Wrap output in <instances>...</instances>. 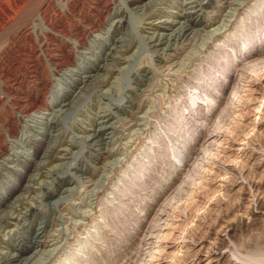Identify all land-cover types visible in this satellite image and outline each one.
I'll list each match as a JSON object with an SVG mask.
<instances>
[{
    "label": "rangeland",
    "instance_id": "374dc122",
    "mask_svg": "<svg viewBox=\"0 0 264 264\" xmlns=\"http://www.w3.org/2000/svg\"><path fill=\"white\" fill-rule=\"evenodd\" d=\"M154 1H145L153 9L140 10L119 0H0V147L10 146L11 155L0 149V187L27 157L33 139L42 138L41 131L57 135L46 137L53 142L51 151L39 158L45 166L25 197L27 207L5 209L17 218L0 229V264H15L16 257L23 264H264V37H257L264 15L253 24L249 20L262 0H236L235 7L223 9L210 27L213 33L183 51L180 66H171L166 51L151 44L152 19L168 20L175 29L184 22L177 16L186 12L200 22L194 23L196 30L208 18L207 0ZM122 14L126 18L115 26ZM248 38L253 48L263 43L242 57L240 44ZM116 44L125 48L122 59L104 60ZM94 62L108 66L109 73L100 71L106 75L102 83H81L74 100L69 92L78 89L71 83L84 79L81 73ZM54 90L74 104L51 128L32 120L29 95L39 93L46 106ZM189 100H197L193 111ZM137 103L142 110L136 115H145L132 134L127 121ZM46 116L42 123L53 119ZM94 129L102 131L96 141L86 138ZM111 146L114 155L105 160ZM104 161L107 171L100 168ZM1 195L2 190L0 201ZM45 237L55 240L52 246L42 245ZM40 249L47 250L39 259Z\"/></svg>",
    "mask_w": 264,
    "mask_h": 264
},
{
    "label": "bare ground",
    "instance_id": "6f19581e",
    "mask_svg": "<svg viewBox=\"0 0 264 264\" xmlns=\"http://www.w3.org/2000/svg\"><path fill=\"white\" fill-rule=\"evenodd\" d=\"M122 4L124 3V4H127V6L129 7V9L131 8V9H140V10H143V9H145V8H147V7H150L151 6V4H149V3H147V4H145V1L146 0H119ZM164 1V0H163ZM191 1V0H190ZM199 1V0H198ZM200 1H202V0H200ZM199 1V2H200ZM204 1V0H203ZM235 1L236 0H207L206 1V7H207V10H206V14H207V19L205 20V22H201L202 24L199 26V28L198 29H192L193 28V25H194V23H199L200 24V22H197V20L196 19H193V21H191V14H188V13H186V12H181L177 17H181L183 20H184V22H181V20H179L178 21V23H182L181 24V26H179V24H178V26H179V28L177 27V28H173V26L171 25V24H169L168 22H170V21H168V20H160V21H154V23H153V19H152V23H151V25L152 26H150L149 27V32H150V30H153V32H152V35L150 34V37H148L149 39H150V42H151V44L154 46V47H159V49L160 50H163V51H166V52H164V60L167 62V61H169L171 64V66H180L181 64H182V62H184L183 61V59H185V58H181V54L183 53V51H185L186 50V48H187V46L188 47H190L191 45H193V44H195L193 41H195L196 42V40L197 39H200V37H203L205 34H208V33H210V34H212L213 33V30H211V26L214 24V20L215 19H217L218 17H219V13L223 10V9H232L233 8V6L235 5ZM42 2V1H41ZM118 2V1H117ZM156 2V0L154 1V3ZM161 2V1H160ZM197 2V1H196ZM239 2V1H238ZM115 3V2H114ZM119 3V2H118ZM157 3V2H156ZM174 3V2H173ZM149 4V5H148ZM105 5H106V3H105ZM115 5V4H114ZM121 5V4H120ZM120 5H119V7H120ZM237 5V4H236ZM104 6V5H103ZM111 6V5H110ZM123 6V5H122ZM158 6V5H157ZM186 6V5H185ZM197 6V5H196ZM200 6V5H199ZM152 7V6H151ZM235 7V6H234ZM104 8H106V7H104ZM111 8V7H110ZM114 8V7H113ZM123 8H124V6H123ZM159 8V7H158ZM157 8V9H158ZM164 8V7H163ZM107 9V8H106ZM152 9H153V7H152ZM151 9V10H152ZM203 9H206V8H203ZM202 9V10H203ZM33 10V9H32ZM110 10H112V9H110ZM115 10V9H114ZM146 10V9H145ZM148 10V9H147ZM161 10V9H160ZM35 11H36V9H35ZM101 11V10H100ZM103 11V10H102ZM102 11H101V13H102ZM104 11H105V9H104ZM103 11V12H104ZM118 11V10H117ZM127 11V10H126ZM126 11H125V13H126ZM133 12H134V10H132ZM139 11V10H138ZM150 11V10H149ZM148 11V12H149ZM166 11H167V9H166ZM190 11H191V9H190ZM261 11V12H260ZM33 12H34V10H33ZM109 12H111V11H109ZM192 12V11H191ZM29 13H30V11H29ZM116 13V10L114 11V14ZM128 13V12H127ZM137 13H139V12H137ZM150 13V12H149ZM32 14V13H31ZM40 14V13H39ZM104 14V13H103ZM121 14V13H120ZM130 14V13H129ZM136 14V13H135ZM145 14H147V13H145ZM173 14H176V13H173ZM225 14H226V12H225ZM260 14L262 15H264V2H263V0L261 1V2H259V4L257 5V7L255 8V10L253 11V13H251V15H250V17H249V20L251 19L252 20V22H250V23H252L253 24V22L254 21H258V19H260L259 17H261V18H263L262 16H260ZM34 15V14H33ZM97 15V14H96ZM101 15V14H100ZM99 15V16H100ZM111 15H113V13L111 14ZM124 14H122L121 16H120V19H117L118 21H117V23H116V25L115 26H118V27H120L121 26V23H122V21L124 20V17L126 16V14H125V16H123ZM128 15V14H127ZM142 15V14H141ZM167 15V14H166ZM223 15V14H222ZM108 16V15H107ZM129 16H131V15H128L127 17H129ZM172 16V15H171ZM31 17V16H30ZM29 17V18H30ZM98 17V16H97ZM226 17V16H225ZM126 18V17H125ZM130 18V17H129ZM200 18V17H199ZM224 18V17H223ZM232 18V17H231ZM158 19V18H157ZM162 19H163V17H162ZM165 19V18H164ZM220 19V18H219ZM225 19V18H224ZM264 19V18H263ZM113 20V19H112ZM132 20H133V18H132ZM27 21H28V19H27ZM109 21V20H108ZM116 21V20H115ZM128 21V20H127ZM220 21H222V20H220ZM227 21H228V19H227ZM264 20H262V22H263ZM112 22V21H111ZM114 22V21H113ZM126 22V21H125ZM130 23H131V19H130V21H129ZM174 22V21H173ZM261 22V21H260ZM136 23V22H135ZM146 23V22H145ZM175 23V22H174ZM218 24V23H217ZM249 24V23H248ZM131 24H129V26H130ZM173 25H175V24H173ZM224 25V24H223ZM256 25V24H255ZM110 26V25H109ZM126 26V25H125ZM133 26V25H132ZM136 26V25H135ZM262 26V30H259V29H257V31H262L261 32V35H258L257 37H259L258 38V40H262L263 39V37H264V24L263 25H261ZM99 27V26H98ZM134 27V26H133ZM147 27V26H146ZM226 27V26H225ZM224 26H223V28H225ZM256 27V26H255ZM113 28V27H112ZM143 28V27H142ZM250 28V27H249ZM99 29V28H98ZM146 29V28H145ZM144 29V30H145ZM220 29V28H219ZM261 29V28H260ZM108 30V29H107ZM148 30V29H147ZM168 30H171V32H168ZM191 30V31H190ZM119 31V30H118ZM136 31V30H135ZM106 33V32H105ZM118 33V32H117ZM240 34H241V32H239ZM246 33V32H245ZM244 33V34H245ZM256 33V32H255ZM128 34V33H127ZM218 34V33H217ZM243 34V35H244ZM126 35V34H125ZM239 35V34H238ZM78 36V35H77ZM76 36V37H77ZM97 36V35H96ZM123 36V35H122ZM214 36V35H213ZM254 36V35H253ZM256 36V35H255ZM111 37V36H110ZM116 37V36H115ZM131 37H132V35H131ZM237 37V35L235 36V38ZM250 37V36H249ZM81 38V37H80ZM235 38L233 39V40H235ZM251 38V37H250ZM145 39V38H144ZM237 39V38H236ZM256 39V38H255ZM73 40H75V39H73ZM78 40V39H77ZM80 40V39H79ZM87 40V39H86ZM249 40V38L248 39H246V41H245V43L247 42ZM89 41V40H88ZM96 41V40H95ZM103 41V40H102ZM123 41V37H121V39H119L118 41H117V43L119 42V43H121ZM145 41V40H144ZM174 41V43H177V42H179V46H178V48H175L174 46L172 47V45H171V43L170 42H173ZM236 41V40H235ZM263 42H264V40H262ZM261 41V43L260 44H256L257 46L255 47V48H253L252 46H254V45H248L247 43L246 44H243V45H241L240 44V46H241V56L242 57H247V56H250L252 53H255V52H258L259 50V48H260V45L262 46V42ZM125 42V41H124ZM77 43H79V42H77ZM90 43V42H89ZM109 43V42H108ZM173 43V44H174ZM42 44V43H41ZM72 44V43H71ZM110 44V43H109ZM150 44V43H149ZM85 45V44H84ZM91 45V44H90ZM89 45V46H90ZM129 45V44H128ZM148 45V44H147ZM151 45V46H152ZM196 45V44H195ZM222 45V44H221ZM226 45V44H225ZM71 46V45H70ZM75 46H76V43H75ZM122 46V45H121ZM125 46V45H124ZM227 46V45H226ZM73 47V46H72ZM71 47V48H72ZM87 47V46H86ZM105 49H107V45H105ZM193 46H191V48H192ZM223 47V46H222ZM124 48V47H123ZM122 48V49H123ZM153 48V47H152ZM155 48V49H156ZM190 48V49H191ZM263 48V47H262ZM74 49H75V47H74ZM77 49V48H76ZM100 49H102V48H100ZM122 49H120V47H118V45L116 44V45H114L113 46V48L111 47L109 50H111L110 52L109 51H107V52H109V53H106L104 56H103V59L105 60V59H108V60H111V61H114V63L116 62V60L118 61V59H122V53H123V51H122ZM125 49V48H124ZM261 49V48H260ZM89 50V49H88ZM128 50V49H127ZM239 50V49H238ZM68 51V50H67ZM74 51V50H73ZM76 51V50H75ZM104 51V50H103ZM70 52V51H69ZM81 52V51H80ZM126 52V51H125ZM158 52H159V50H158ZM74 53V52H73ZM96 53V52H95ZM154 53H156V52H154ZM161 53V52H160ZM158 54V53H157ZM185 54V53H184ZM183 54V56H185ZM257 54V53H256ZM259 54V53H258ZM66 55V54H65ZM160 56H161V54H159ZM188 55V54H187ZM220 55V54H219ZM218 55V56H219ZM182 56V57H183ZM224 56V55H223ZM124 57V56H123ZM126 57V56H125ZM158 57V56H157ZM214 57V56H213ZM162 58H163V56H162ZM229 58V57H228ZM60 59V58H59ZM78 59V58H77ZM102 59V56H101V58H97V61L99 62L100 60H103ZM129 59V58H128ZM182 59V60H181ZM218 59V58H217ZM222 59V58H221ZM224 59V58H223ZM65 60V59H64ZM124 60H126V59H124ZM160 60V59H159ZM181 60V61H180ZM219 60V59H218ZM229 60V59H228ZM60 61V60H59ZM63 61V60H62ZM70 61H72V60H70ZM95 61V60H94ZM210 61H212V60H210ZM52 62V61H51ZM98 62H94V63H92L91 65H89V66H87L84 70H83V72L81 73V74H83V73H86V76H84L85 74H83V78L84 79H80V80H75L73 83H71V87H73V88H76L77 87V89H78V92L77 91H74V93H72V91L71 92H69V94L71 95V98L73 97L74 98V100L76 99V98H78L79 97V95H80V93H81V87H80V85H81V83H87V84H89L88 82H90V81H99L100 82V80L102 79V78H105L106 77V75H105V77H102V75L100 74L101 72L100 71H106L107 73H109L108 71L110 70L109 69V67L108 66H106V67H104V66H101V65H99L98 67H97V63ZM261 62V61H260ZM62 63H65V62H62ZM108 63H110L109 61H108ZM112 63V62H111ZM110 63V64H111ZM160 63V62H159ZM60 64V63H59ZM77 64V63H76ZM107 64V63H106ZM109 64V65H110ZM165 64V63H164ZM211 65L210 66H208V70L210 69V68H212V67H214V62H212V63H210ZM249 64H252V62L251 63H249ZM53 65V64H52ZM82 65V64H81ZM115 65V64H114ZM169 65V64H168ZM167 65V66H168ZM246 65V64H245ZM29 66V65H28ZM76 66V65H75ZM163 66V65H162ZM161 66V67H162ZM166 66V67H167ZM247 66V65H246ZM246 66H244V64H243V67H245L246 68ZM20 67V66H19ZM68 67V66H67ZM165 67V68H166ZM170 67V66H169ZM242 67V68H243ZM249 67V66H248ZM55 68V67H54ZM53 68V69H54ZM66 68V67H65ZM69 68V67H68ZM73 68V67H72ZM71 68V69H72ZM75 68V67H74ZM96 68V69H95ZM159 68V67H158ZM157 68V69H158ZM171 68V67H170ZM174 68V67H173ZM172 68V69H173ZM222 68V67H221ZM16 69V68H15ZM27 69V68H26ZM112 69V68H111ZM176 69V68H175ZM175 69H173V71L175 70ZM184 69V68H183ZM206 69V68H205ZM215 69V68H214ZM37 70V69H36ZM77 70V69H76ZM130 70H131V68H130ZM146 70H148V69H146ZM177 70H179V69H177ZM54 71V70H53ZM68 71V70H67ZM168 71V70H167ZM170 71H172V70H170ZM170 71H168V72H170ZM215 71V70H214ZM226 69H224L223 68V70H222V73H223V75L226 73ZM51 72V71H50ZM66 72V71H65ZM73 72V71H72ZM132 72H133V70H132ZM177 72V71H176ZM206 72V71H205ZM67 73V72H66ZM103 73V72H102ZM173 73V72H172ZM51 74H53V73H51ZM80 74V75H81ZM210 74H212V73H210ZM73 75V74H72ZM141 75V74H140ZM142 75H144V74H142ZM147 75V74H146ZM16 76V75H15ZM104 76V75H103ZM201 76V75H200ZM214 76V75H213ZM221 76H222V74H221ZM238 76H240V75H238ZM8 76H6V78H7ZM211 77V76H210ZM9 78V77H8ZM132 78V77H131ZM138 78V77H137ZM141 78V77H140ZM143 78V77H142ZM146 78V77H145ZM197 78V77H196ZM44 79V78H43ZM78 79V78H77ZM202 79H204V78H202ZM219 79V78H218ZM41 80H42V78H41ZM104 80V79H103ZM142 80H144V79H142ZM148 80V79H147ZM150 80V79H149ZM226 80V79H225ZM224 80V81H225ZM243 80V79H242ZM83 81V82H82ZM219 81H221V80H219ZM218 81V82H219ZM42 82V81H41ZM146 82H148V81H146ZM223 82V81H222ZM234 82V81H233ZM40 83V82H39ZM100 83H102V82H100ZM141 83V82H140ZM226 82H223V84H225ZM41 84V83H40ZM94 84V83H93ZM95 84H97L96 86H98V83H95ZM228 84V83H227ZM232 84L233 83H230L229 85H228V87L229 86H232ZM42 85H43V87H45V83H42ZM92 85V84H91ZM142 85L143 86H145L143 83H142ZM211 85H213V84H211ZM220 85V84H219ZM86 86V85H85ZM85 86H84V88H85ZM88 86V85H87ZM86 86V87H87ZM209 86V85H208ZM221 86V85H220ZM147 88L149 87V86H146ZM200 87V86H199ZM41 88H42V86H41ZM83 88V89H84ZM17 89V88H16ZM39 89V88H38ZM79 89H81L80 91H79ZM195 89V88H194ZM20 90V89H19ZM47 90V89H46ZM49 90V89H48ZM138 90V89H137ZM144 90V89H143ZM148 90H150V87H149V89ZM193 90V89H192ZM2 91H3V89H2ZM34 92V91H33ZM85 92V91H84ZM131 92V91H130ZM134 92V91H133ZM145 92V91H144ZM149 92V91H148ZM193 92V91H192ZM212 92V91H211ZM24 93V92H23ZM83 93V92H82ZM140 93V92H139ZM138 93V94H139ZM147 93V92H146ZM213 93V92H212ZM2 94V93H1ZM37 94V95H36ZM35 95L36 96H33L34 95V93H33V95L32 96H30L29 95V104L31 105L30 107H31V109L30 110H32L33 111V118H32V120L35 122V121H37L38 123L37 124H46V125H51V128H53V126L54 127H56L57 126V124H58V122L59 121H61L60 120V118L62 117V116H64V112L62 111L63 109H66V108H69L70 106H72V104H74V101H72L71 100V98H68V95H66V93H62V92H60L59 90H54V91H52V95H51V97H50V99H49V104H47L46 106H45V104H46V101H45V97H42L39 93H36ZM126 94V93H125ZM142 94V93H141ZM195 94V93H194ZM46 94H44V96H45ZM144 95V94H143ZM149 95V94H148ZM5 96V95H4ZM132 96V95H131ZM195 96V95H194ZM141 97V96H140ZM144 97H146V96H144ZM192 97V96H191ZM112 98V97H111ZM131 98V97H130ZM143 98V97H142ZM194 98V97H193ZM79 99V98H78ZM145 99V98H144ZM195 99V98H194ZM130 100V99H129ZM134 100V99H133ZM139 100V99H138ZM146 100V99H145ZM193 100V99H192ZM21 101V100H20ZM26 101V100H25ZM137 102V101H136ZM142 102V101H141ZM194 103L196 104L197 103V100H194L193 102L191 101L190 102V100H189V108L191 109V111H193L194 109H193V107L195 106L194 105ZM11 106H13V105H11ZM142 104H140V103H137V105H135L134 106V111L132 112V114L133 115H131V118H130V120L129 121H127L128 122V125H130V127L128 128V129H130V133H131V131L134 129V130H136V131H139L140 129H135V127L137 126L138 128H139V126L141 125V121H142V119L141 118H143V115H145V114H143L144 113V111H143V115H142V117L140 116L139 117V115H136L137 113H140L141 112V110H142ZM144 106V105H143ZM121 107V106H120ZM196 107V106H195ZM57 108H59V109H57ZM72 108H74V106L72 107ZM130 109H132V108H130ZM129 109V110H130ZM71 110V109H70ZM127 110V109H126ZM128 110V111H129ZM131 111V110H130ZM129 111V112H130ZM212 111V110H211ZM28 112V111H27ZM26 112V113H27ZM147 112V111H146ZM54 113V114H53ZM67 113V112H66ZM98 113V112H97ZM100 113H102V112H100ZM36 114V115H35ZM48 114H50V115H53V119H51L50 120V122H48V121H46L45 123H42V121H40V120H44L47 116L46 115H48ZM104 114V113H103ZM26 115V114H25ZM111 115H113V114H111ZM116 115V114H115ZM21 116V115H20ZM23 116V115H22ZM30 116V115H29ZM98 117V116H97ZM107 117H108V115H107ZM26 118V117H25ZM141 120H140V119ZM184 118V117H183ZM128 119V118H127ZM28 120V119H27ZM100 120V119H99ZM126 120V119H125ZM25 121V120H24ZM98 121V120H97ZM105 121H106V119H105ZM120 121H121V119H120ZM143 121H144V119H143ZM27 122V121H26ZM93 122V121H92ZM15 123V122H14ZM30 123V122H29ZM122 123V122H121ZM23 124V123H22ZM32 124V123H31ZM103 124H105V123H103ZM35 125V124H34ZM97 125V124H96ZM108 125V124H107ZM123 125V124H122ZM143 125V124H142ZM145 125V124H144ZM22 126V125H21ZM112 126V125H111ZM126 126V125H125ZM46 127V126H45ZM48 127V126H47ZM96 127H98V126H96ZM95 127V128H96ZM104 127H106V126H104ZM110 127V126H109ZM113 127H115V126H113ZM123 127V126H122ZM36 128H37V130L38 131H40L41 129H42V127H40V126H36ZM98 128H100V127H98ZM126 128V127H125ZM93 129V128H92ZM91 129V130H92ZM97 129V128H96ZM142 129V128H141ZM11 130H13V129H11ZM99 130H102L101 128L99 129ZM99 130H95L94 129V132H92L91 134H89V135H87V137L86 138H92V140L93 141H96L97 139H99V137L102 135V131H99ZM32 131V130H31ZM51 131V130H50ZM135 131V132H136ZM8 132V131H7ZM6 132V133H7ZM19 132V131H18ZM54 132V131H53ZM133 132V131H132ZM10 133V132H9ZM41 133H42V138H39V139H33V141H32V145H31V147L29 148V152H28V154H27V157H25V158H23L24 160L21 162V163H19V164H17L18 166H17V168H15L13 171H11L10 173H9V175H7L6 176V178L4 179V181L2 182V184H1V187H0V190H2L3 191V196L1 195V197H3V199L0 201V229L2 228V226H3V224H5L7 221H8V218H9V216H8V211H6L5 209L6 208H8V209H10V210H13V209H18V210H20L19 208H21V209H25V207H27V206H24V205H26V201H25V197H26V195L29 193V191H30V189L32 188V186H33V184L37 181L36 179H37V177H38V175H39V173L41 172V170H42V168L45 166V160L43 159V160H40L41 158V155H44L49 149H51V147H52V143L50 144L49 143V141H48V139H50V137L52 136V137H54V136H57L56 135V132L55 133H50V134H48V131L46 132L45 130H43V132L41 131ZM60 133V132H59ZM130 133H129V135H130ZM138 133V135H139V132H137ZM143 133V132H142ZM141 133V134H142ZM35 134V133H34ZM125 134V133H124ZM132 134H134V132L132 133ZM131 134V135H132ZM22 135V134H21ZM24 135V134H23ZM28 135V134H27ZM51 135V136H50ZM60 135V134H59ZM58 135V136H59ZM137 135V134H136ZM210 135V134H209ZM215 135V134H214ZM15 136V135H14ZM126 136V135H125ZM128 136V135H127ZM133 136V135H132ZM40 137V136H39ZM46 137H49L48 139H46ZM123 137V136H122ZM134 137V136H133ZM210 137V136H209ZM28 138V137H27ZM118 138V137H117ZM19 139V138H18ZM25 139V138H24ZM54 139V138H53ZM59 139V138H58ZM130 139V138H129ZM128 139V141H130ZM127 140V139H126ZM27 141V140H26ZM86 141H87V139H86ZM115 141V140H114ZM132 141V140H131ZM3 142V141H2ZM45 142H47V143H45ZM66 142V141H65ZM88 142V141H87ZM105 142V141H104ZM124 142V141H123ZM12 143V142H11ZM21 143V142H20ZM49 143V144H48ZM55 143V142H54ZM58 143V142H57ZM97 143V142H96ZM116 143V142H115ZM118 143V142H117ZM28 144V143H27ZM45 144H48V145H46L45 146ZM90 143H88V145H89ZM93 144V143H92ZM99 144V143H98ZM104 144V143H103ZM133 144V143H132ZM11 145V144H10ZM67 145V144H66ZM70 145V144H69ZM97 145V144H96ZM105 145V144H104ZM14 146V145H13ZM53 146H54V144H53ZM93 146V145H92ZM102 146V145H101ZM108 146V145H107ZM87 147V146H86ZM90 147V146H89ZM67 148V147H66ZM110 148V147H109ZM125 148V147H124ZM130 148V147H129ZM0 149H1V151L4 153V156H7V155H10V146L9 147H4L3 145H1V147H0ZM64 149V148H63ZM94 149V148H93ZM100 149V148H99ZM113 149H114V146H113ZM113 149H112V146H111V150H108L104 155H103V157L105 158V160L106 159H109V158H111L113 155H114V152L115 151H113ZM53 150V149H52ZM69 149H65V151H67V152H70V151H68ZM90 150V149H89ZM116 150V149H115ZM127 150H128V148H127ZM18 151H19V148H18ZM49 151H51V150H49ZM82 151V150H81ZM117 151V150H116ZM121 151V150H120ZM97 152V151H96ZM16 153V152H15ZM19 153V152H18ZM49 153V152H48ZM64 153V152H63ZM80 153V152H79ZM22 154V153H21ZM74 154V153H73ZM93 154V153H92ZM102 154V153H101ZM26 155V154H25ZM46 155H47V153H46ZM64 155V154H63ZM62 155V156H63ZM76 155H77V153H76ZM90 155V154H89ZM88 155V156H89ZM119 155V154H118ZM45 156V155H44ZM57 156V155H56ZM61 156V157H62ZM75 156V155H74ZM95 156V155H94ZM93 156V157H94ZM10 157H11V155H10ZM47 157V156H46ZM66 158H67V155L65 156ZM64 157V158H65ZM98 157V156H97ZM183 157V156H182ZM2 158V157H1ZM8 158V157H7ZM40 158V159H39ZM42 158H44V157H42ZM49 158V157H48ZM48 158H47V160H48ZM53 158V157H52ZM4 159V158H3ZM17 159V158H16ZM39 159V160H38ZM70 159V158H69ZM100 159V158H99ZM112 159V158H111ZM5 160V159H4ZM51 160V159H50ZM67 160V159H66ZM114 160V159H113ZM117 160V159H116ZM77 161V160H76ZM96 161V160H95ZM110 161V160H109ZM118 161V160H117ZM15 162V161H14ZM112 162V161H111ZM5 163V162H4ZM18 163V162H17ZM59 163V162H58ZM71 163V162H70ZM78 163V162H77ZM115 163H117V162H115ZM5 165V164H4ZM53 165H54V163H53ZM56 165V164H55ZM58 165V164H57ZM66 165V164H65ZM80 165V164H79ZM1 166V165H0ZM50 166H52V164L50 165ZM61 166H63V165H61ZM68 166V165H67ZM99 166H101V165H99ZM144 166V165H143ZM15 167H16V164H15ZM58 167V166H57ZM55 168V169H58V168ZM75 167V166H74ZM73 167V168H74ZM109 163L108 162H103V164H102V166L100 167L101 168V170L102 171H107V169H109ZM49 169H50V167H48ZM59 168H60V166H59ZM61 168H63V167H61ZM69 168V167H68ZM83 168V167H82ZM96 168H98V167H96ZM12 169H13V167H12ZM46 169L47 168H45V172H46ZM48 169V170H49ZM52 169V168H51ZM54 169V168H53ZM54 169V170H55ZM64 169H65V166H64ZM75 169H77V168H75ZM3 170V169H2ZM59 170H61V169H59ZM94 170V169H93ZM92 170V171H93ZM98 170V169H97ZM101 170H100V172H101ZM50 171V170H49ZM53 171V170H52ZM81 171V170H80ZM99 171V170H98ZM2 172V171H1ZM51 172V171H50ZM61 172H63V170L61 171ZM68 172V171H67ZM79 172V171H78ZM110 172V171H109ZM109 172H106L107 174L109 173ZM56 172H54V174H55ZM57 173H58V171H57ZM56 173V174H57ZM60 173V172H59ZM42 174H44V173H42ZM46 174V173H45ZM98 174H99V172H98ZM107 174H105V177L107 176ZM49 175V174H48ZM102 175L104 176V172L102 173ZM73 176V175H72ZM139 176V175H138ZM46 177H47V174H46ZM49 177H50V175H49ZM53 176H51V178H52ZM74 177V176H73ZM105 177H104V179H105ZM108 177V176H107ZM106 177V178H107ZM4 178V177H3ZM92 178V177H91ZM90 178V179H91ZM67 179V178H66ZM74 179V178H73ZM97 179V178H96ZM98 179H101V177L99 176V178ZM59 180V179H58ZM72 180V179H71ZM79 180V179H78ZM82 180V179H81ZM87 180H89V179H87ZM139 180V179H138ZM80 181V180H79ZM85 181V180H84ZM96 181V180H95ZM106 181V180H105ZM39 182V181H38ZM42 182V181H41ZM71 182V181H70ZM83 182V181H82ZM94 182V181H93ZM97 182V181H96ZM98 182H99V180H98ZM89 183V182H88ZM90 183H92L91 181H90ZM101 183V182H100ZM51 184V183H50ZM58 184V183H57ZM87 184V183H86ZM86 184H84V186L86 185ZM98 184V183H97ZM96 184V185H97ZM37 185V184H36ZM39 185H40V183H39ZM82 185V184H81ZM93 185V184H92ZM94 185H95V183H94ZM98 185H100V184H98ZM97 185V186H98ZM46 186H47V183H46ZM59 186V185H58ZM62 186V185H61ZM88 186V185H87ZM34 187V186H33ZM39 186H37V188H38ZM86 187V186H85ZM96 187V186H95ZM95 187H93V189L95 188ZM99 187V186H98ZM98 187H96V188H98ZM95 188V189H96ZM40 189V188H39ZM70 188L68 187V190H69ZM99 189V188H98ZM43 190V189H42ZM57 190V189H56ZM62 190V189H61ZM71 191H72V189H70ZM97 190V189H96ZM40 191V190H39ZM63 191V190H62ZM62 191H61V193H62ZM90 191V190H89ZM95 191V190H94ZM37 192V191H36ZM49 192V191H48ZM59 192V191H58ZM53 193H55V191L53 192ZM60 193V194H61ZM95 193V192H94ZM41 194V193H40ZM62 194H64V193H62ZM72 194V193H71ZM74 194V193H73ZM90 194V193H89ZM75 195V194H74ZM97 195V194H96ZM48 196V195H47ZM53 196V195H52ZM64 196V195H63ZM94 196V195H93ZM93 196H92V198H93ZM65 197V196H64ZM67 197V196H66ZM65 197V198H66ZM70 197V196H69ZM75 197V196H74ZM89 198V197H88ZM61 199H63V198H61ZM82 199V198H81ZM30 200V199H29ZM30 202V201H29ZM67 202V201H66ZM95 202V201H94ZM59 204V203H58ZM78 204V203H77ZM85 204V203H84ZM89 204H91V203H89ZM98 204V203H97ZM28 205V204H27ZM57 205V204H56ZM79 205V204H78ZM92 205V204H91ZM54 206H55V203H54ZM34 207V206H33ZM82 207V206H81ZM86 207V206H85ZM56 208V207H55ZM67 208H68V206H67ZM73 208H75V207H73ZM49 209V208H48ZM9 210V211H10ZM29 210V209H28ZM88 210H90V209H88ZM87 210V211H88ZM20 211H22V210H20ZM56 211V210H55ZM30 212V211H29ZM61 212V211H60ZM72 212V211H71ZM82 211L80 210V213H81ZM86 212V211H85ZM10 213V212H9ZM12 213V212H11ZM17 213V212H16ZM67 213V212H66ZM73 213V212H72ZM78 213V212H77ZM76 213V214H77ZM90 213V212H89ZM84 214V213H83ZM88 214V213H87ZM20 214H18V215H16V216H19ZM64 215V214H63ZM71 215V214H70ZM82 217V216H81ZM15 218H17V217H15ZM15 218H9V219H15ZM23 218V217H22ZM70 218V217H69ZM56 219H58V218H56ZM54 220V219H53ZM59 220V219H58ZM63 221V220H62ZM71 221H72V219H71ZM53 222V221H52ZM77 222V221H76ZM45 223V222H44ZM54 223V222H53ZM7 224V223H6ZM14 224V223H13ZM12 227V226H11ZM44 227V226H43ZM13 228V227H12ZM26 229V228H25ZM7 231V230H6ZM11 231V230H10ZM49 235L51 234V233H48ZM40 235H42V234H39L38 235V237H40ZM45 235H46V233H45ZM53 235V234H52ZM36 237V236H35ZM47 237H49V236H47ZM51 237V236H50ZM22 238V237H21ZM51 239V238H50ZM54 239V238H53ZM56 239V238H55ZM44 240V239H43ZM43 240H41V241H43ZM52 240V239H51ZM38 241V240H37ZM53 241H55V240H53ZM53 241H50V240H46V237H45V241L42 243V245L44 246V247H50V246H52L53 245ZM13 245V244H12ZM39 245V244H38ZM16 247V246H15ZM37 247V246H36ZM35 247V248H36ZM54 247V246H53ZM17 248V247H16ZM11 250V249H10ZM40 250H42V249H40ZM46 250L47 249H44V250H42V252L40 251V256L38 257L39 259L40 258H43L42 256L46 253ZM35 251V250H34ZM51 251V250H50ZM19 252V251H18ZM25 251L23 250V252L21 251V255H24L25 253H24ZM49 253V252H48ZM47 253V254H48ZM74 253V252H73ZM72 253V254H73ZM14 254H16L15 252L13 253V255ZM39 254V253H38ZM37 254V255H38ZM71 254V255H72ZM20 255V257H22ZM17 256H18V254H17ZM47 256V255H46ZM12 257H14V256H12ZM16 257V256H15ZM7 258V257H6ZM9 258H11V257H9ZM52 258V257H51ZM13 259V258H12ZM22 258H15V259H13V261L14 260H16L17 262L15 263V264H23V260H21ZM39 259H37V260H39ZM36 260V261H37ZM6 261V260H5ZM11 261V260H10ZM22 261V262H21ZM35 261V262H36ZM43 260H40L39 262H42ZM10 264V263H9ZM13 264V263H12ZM40 264V263H39Z\"/></svg>",
    "mask_w": 264,
    "mask_h": 264
}]
</instances>
